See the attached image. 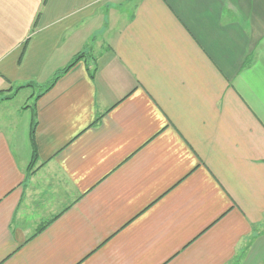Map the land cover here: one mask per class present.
<instances>
[{
    "label": "crops",
    "instance_id": "crops-1",
    "mask_svg": "<svg viewBox=\"0 0 264 264\" xmlns=\"http://www.w3.org/2000/svg\"><path fill=\"white\" fill-rule=\"evenodd\" d=\"M28 84L0 264H264V0H0V98Z\"/></svg>",
    "mask_w": 264,
    "mask_h": 264
},
{
    "label": "trees",
    "instance_id": "trees-1",
    "mask_svg": "<svg viewBox=\"0 0 264 264\" xmlns=\"http://www.w3.org/2000/svg\"><path fill=\"white\" fill-rule=\"evenodd\" d=\"M45 1V0H44ZM44 3V2H43ZM26 44V43H25ZM85 57V53L84 52H80L78 54H76L72 59L71 61L60 71H58L55 75V77L52 79V81L46 86L44 87V90L43 91H47L48 89H50L53 84L56 82V80H58L62 75H64L66 72H68L72 67H74L80 60H82L83 58ZM91 76H92V72H91ZM30 86H33L32 84H28V85H24V86H18V87H15L14 88V91L11 95H7V96H4L2 98H0V101L1 100H8L10 99L18 90H20L21 88H24V87H30ZM12 88H9L8 91H11ZM5 92V91H0V95ZM43 93V92H42ZM41 93V94H42ZM41 94L37 95V98L41 96ZM99 120V117L97 118V120L95 122H98ZM31 145H32V154H33V159H32V162H31V166H32V163L34 162V158L36 157V148H35V144H34V138H33V132H31ZM30 166V165H29ZM48 224H50V221L46 222V223H43L42 225H40L36 231H35V235L40 233Z\"/></svg>",
    "mask_w": 264,
    "mask_h": 264
},
{
    "label": "rangeland",
    "instance_id": "rangeland-1",
    "mask_svg": "<svg viewBox=\"0 0 264 264\" xmlns=\"http://www.w3.org/2000/svg\"><path fill=\"white\" fill-rule=\"evenodd\" d=\"M127 9H118L117 12H119L118 16H117V19H118V24L122 23L126 18H127ZM116 12V11H115ZM110 28V26H107L104 28L103 32L101 33V35L98 37L99 39L102 38V40H105V39H108V29ZM105 46L108 45V41L104 42ZM31 93V91H21L19 94H18V97L16 98V102H19V103H23V101L28 98L27 96Z\"/></svg>",
    "mask_w": 264,
    "mask_h": 264
}]
</instances>
